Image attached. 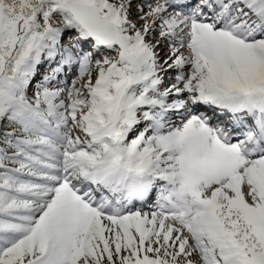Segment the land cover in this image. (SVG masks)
<instances>
[{"label": "snow or ice", "instance_id": "1", "mask_svg": "<svg viewBox=\"0 0 264 264\" xmlns=\"http://www.w3.org/2000/svg\"><path fill=\"white\" fill-rule=\"evenodd\" d=\"M0 264H264V0H0Z\"/></svg>", "mask_w": 264, "mask_h": 264}]
</instances>
